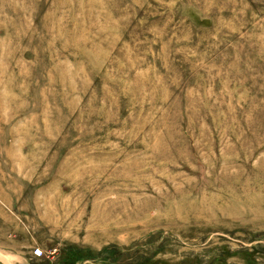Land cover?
Wrapping results in <instances>:
<instances>
[{"label":"rangeland","instance_id":"obj_1","mask_svg":"<svg viewBox=\"0 0 264 264\" xmlns=\"http://www.w3.org/2000/svg\"><path fill=\"white\" fill-rule=\"evenodd\" d=\"M0 264H264V0H0Z\"/></svg>","mask_w":264,"mask_h":264}]
</instances>
